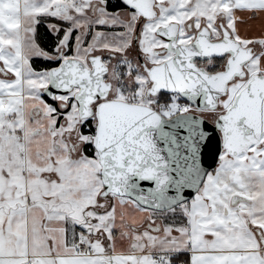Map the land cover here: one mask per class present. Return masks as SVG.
<instances>
[{"label":"snow or ice","instance_id":"1","mask_svg":"<svg viewBox=\"0 0 264 264\" xmlns=\"http://www.w3.org/2000/svg\"><path fill=\"white\" fill-rule=\"evenodd\" d=\"M0 264H264V0H0Z\"/></svg>","mask_w":264,"mask_h":264}]
</instances>
